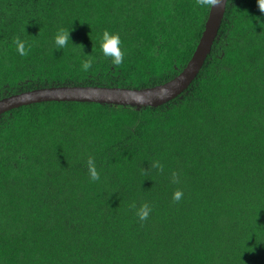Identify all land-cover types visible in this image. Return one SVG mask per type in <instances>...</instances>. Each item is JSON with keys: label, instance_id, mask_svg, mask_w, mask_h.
<instances>
[{"label": "trees", "instance_id": "obj_1", "mask_svg": "<svg viewBox=\"0 0 264 264\" xmlns=\"http://www.w3.org/2000/svg\"><path fill=\"white\" fill-rule=\"evenodd\" d=\"M209 11L196 0H0V99L164 83L189 62ZM61 29L71 38L57 49ZM105 30L121 38L119 65L102 54ZM0 264H264L257 0H228L200 72L166 103L44 101L0 114Z\"/></svg>", "mask_w": 264, "mask_h": 264}, {"label": "water", "instance_id": "obj_2", "mask_svg": "<svg viewBox=\"0 0 264 264\" xmlns=\"http://www.w3.org/2000/svg\"><path fill=\"white\" fill-rule=\"evenodd\" d=\"M227 3L228 0H221L219 5L210 7L205 28L189 62L179 74L164 83L143 88L98 85L40 87L1 98L0 114L23 105L44 101L100 102L137 106L166 103L186 90L200 72L212 52Z\"/></svg>", "mask_w": 264, "mask_h": 264}, {"label": "clouds", "instance_id": "obj_3", "mask_svg": "<svg viewBox=\"0 0 264 264\" xmlns=\"http://www.w3.org/2000/svg\"><path fill=\"white\" fill-rule=\"evenodd\" d=\"M221 3V0H196V4L200 7H214ZM258 7L262 13H264V0H257ZM70 30H59L57 35L55 36V44L57 49H64L67 47L69 39H70ZM72 40V39H71ZM17 44V51L20 55H27L25 50V45L21 41H15ZM100 48L102 51L103 56L111 58V61L114 65H119L123 62L124 53L121 50V38L117 33H110L109 31L105 30L102 34ZM92 66V61L86 59L82 61V68L85 72H87ZM153 167L161 168L162 165L159 161H156L153 164ZM88 169H89V176L90 181H98L100 179V174L95 166L93 159L89 158L88 160ZM181 191H176L173 194V200L178 201L182 197ZM151 209L144 205L137 211V216L141 221H144L148 218Z\"/></svg>", "mask_w": 264, "mask_h": 264}]
</instances>
